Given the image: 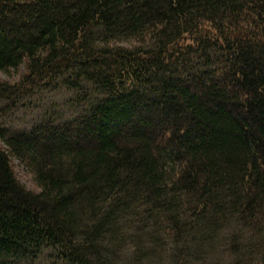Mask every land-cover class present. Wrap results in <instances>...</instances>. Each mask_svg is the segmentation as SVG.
<instances>
[{
	"label": "trees",
	"instance_id": "1",
	"mask_svg": "<svg viewBox=\"0 0 264 264\" xmlns=\"http://www.w3.org/2000/svg\"><path fill=\"white\" fill-rule=\"evenodd\" d=\"M29 102L0 264H264V0H0V111Z\"/></svg>",
	"mask_w": 264,
	"mask_h": 264
},
{
	"label": "rangeland",
	"instance_id": "2",
	"mask_svg": "<svg viewBox=\"0 0 264 264\" xmlns=\"http://www.w3.org/2000/svg\"><path fill=\"white\" fill-rule=\"evenodd\" d=\"M61 100V101H60ZM55 103H60L62 108H64V111L66 112L67 110H65V102L67 101L64 97H55ZM60 101V102H59ZM28 104H32V102L26 103L24 104L22 107H19L17 111H13L11 112L9 115H3L4 113H1L0 111V125H5L6 129H9L12 132H28L31 127H33L37 120L40 119L43 114L42 111H40V109H36L35 106L33 105H29ZM2 108V104H0V110ZM65 112L63 114H65ZM12 166H15V173L19 179V181L30 191H32L33 188V183L32 180L29 176H27L25 174V172L22 171V169H20L17 165L16 162H14L12 164Z\"/></svg>",
	"mask_w": 264,
	"mask_h": 264
}]
</instances>
